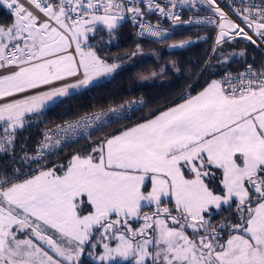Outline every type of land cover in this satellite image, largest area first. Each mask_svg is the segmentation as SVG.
I'll return each mask as SVG.
<instances>
[{
    "label": "snow or ice",
    "instance_id": "obj_1",
    "mask_svg": "<svg viewBox=\"0 0 264 264\" xmlns=\"http://www.w3.org/2000/svg\"><path fill=\"white\" fill-rule=\"evenodd\" d=\"M227 3L231 14L218 0H0L12 17L0 24V156L11 154L14 164L18 132L118 69L98 46L124 22L153 42L179 25L215 26L206 66L217 53L218 66L245 56L222 49L237 38L264 44V0ZM184 8L193 12L187 20ZM201 10L212 15L199 17ZM181 100L97 137L91 152L76 151L66 164L58 157L49 167V156L130 120L143 101L46 129L31 154L22 144L20 167L0 170V264H82L86 246L100 264H264V68L225 70ZM172 201L174 208L162 206ZM215 215L222 218L213 225Z\"/></svg>",
    "mask_w": 264,
    "mask_h": 264
},
{
    "label": "trees",
    "instance_id": "obj_2",
    "mask_svg": "<svg viewBox=\"0 0 264 264\" xmlns=\"http://www.w3.org/2000/svg\"><path fill=\"white\" fill-rule=\"evenodd\" d=\"M12 17L8 13L0 9V24H10ZM104 42L98 46V54L103 57L108 63H121L122 67L118 68L109 78L100 80V82L89 89L80 92L71 98L65 99L64 103L59 106L51 107L46 110L40 122H33L25 130L18 132L15 141V153L17 160L14 164L9 163V156L5 154L0 156V170L7 169L9 174L13 167H20L19 157L23 154L21 145L26 146V150L31 154L34 147V142L39 138L41 129L46 125H51L57 121H63L67 118L78 116L79 114L89 112L92 109L101 108L112 102H122L125 99L135 96H141L144 99V106L137 110L133 116L140 114L154 113L159 108L169 105L176 101V97L183 89L189 87L190 93H195L203 88L212 79H217L225 73V70H230L236 73L252 64L256 71L264 68V52L260 47L252 45L250 42L237 38L233 43L225 44L222 49L227 55L229 52L240 53L243 51L245 56L236 57L232 62L224 66H218L216 56H212L210 63L206 66L205 61L209 60L212 51L213 32L209 27H179L174 35L161 43H153L148 40H142L134 36V27L129 22H124L109 40L106 32L102 33ZM207 36L206 41L197 40V37ZM100 36L96 37L99 40ZM169 40L183 41L192 40L194 43L184 48H161L164 42ZM96 41H92L95 43ZM139 45V50L137 46ZM156 53L154 55L153 53ZM133 53L139 54L133 57ZM173 63L176 65L175 70ZM159 66L164 67L162 75L165 81H159L157 77L146 81H138L139 75H145L151 71H157ZM143 118V117H142ZM35 121V117H32ZM126 119L113 122L108 127H103L98 133L113 130V128L125 123ZM80 143L74 142L68 146L61 148L56 153L49 156L48 166L51 162L65 163L71 153L61 156L69 150L76 148ZM91 145L84 146L76 151H90ZM73 151V152H76ZM32 169L37 166L33 164ZM25 173L28 168L25 166ZM217 191H219V181L215 182ZM149 187V183H148ZM147 189H145L146 191ZM171 208H174L173 203H168ZM152 207H145L142 211H150ZM228 216L227 212L222 214ZM222 216L215 215L212 219L213 225L220 222ZM138 223L135 225L137 226ZM189 233L191 230H188ZM102 243L99 244L95 252L100 251ZM91 249L86 246V252ZM82 254V264H100L94 263L89 255ZM109 264H127L126 261Z\"/></svg>",
    "mask_w": 264,
    "mask_h": 264
},
{
    "label": "built area",
    "instance_id": "obj_3",
    "mask_svg": "<svg viewBox=\"0 0 264 264\" xmlns=\"http://www.w3.org/2000/svg\"><path fill=\"white\" fill-rule=\"evenodd\" d=\"M218 3L220 4L221 8H222L225 12H229V6H228V3H227V0H218ZM180 14L182 15V17H183L184 20H187L189 16L193 15V12H191V11L187 10L186 8H184V9H181V10H180ZM229 14H231V13L229 12ZM198 15H199V17H203V16H205V15H212V13H209V12H206V11H204V10H201V11L198 13ZM147 19H148L151 23L155 24L156 21H157V19H158V17L155 16V15H150L149 17H147ZM129 23H130V22H129ZM160 23H161V25H162V27H163L164 29H169V28L172 27V26H171V22L168 21L167 19L161 20ZM130 24H131V23H130ZM179 27H184V28H189V27H199V28H201V27H209V28H211V29H212V32H213L212 44H213L214 38H215V36H216V34H217V31H218V29H217L215 26H213V25L184 24V25L176 26V27L172 30V34H171L168 38L172 37V36L174 35V33L178 30ZM137 31H138V28L134 27V36H136V37H138L139 39H142V40L145 39V40H148V41L153 42V38L148 37L147 35H145V36H138V35H136V32H137ZM168 38L164 39L163 41H166ZM153 43H155V42H153ZM156 43H161V42H156ZM71 50H72V49H71ZM71 50H70V51H71ZM243 70H244V69H243ZM243 70H240V71H243ZM224 74H225V73H224ZM224 74H223V75H224ZM233 74H235V73H233ZM223 75L219 76L218 79L221 78ZM189 92H190L189 87H187V88L183 89L182 92H180V94H179L175 99H176V100L181 99V95H182V94H187V93H189ZM128 100H135V101H141V100H142V101H143V106L145 105V104H144V99H143L141 96H135V97H132V98L125 99V100L122 101V102H112V103L106 104L105 106H101V108L92 109V110H90L89 112H85V113L79 114L78 116L71 117V118H67L66 120H63V121H57L56 123L51 124V125H46L45 127H43V128L40 130V131H41V134H40L39 138L34 142L35 144H34V147H33V151H32V153L34 152V149H35V146H36L37 142L40 141L41 139H43L42 133L44 132V130H46V129H51V128H53V127L56 126V125H63L66 121H67V122H70V121L78 120L81 116H84L85 114H89V115H90V114H92V113H94V112H99V111H101V110H107V109H109L110 107H112V108L119 107L120 105L124 104L125 101H128ZM143 106H142V107H143ZM142 107H141V108H142ZM141 108H140V109H141ZM135 112H136V111H135ZM146 115H147V114H140V115H136V116H133V115H132L130 120H126L125 123H122V124H120L119 126L113 128V130H114V129H117V128H120L122 125H125V124H128V123H131V122H134V121H136V120H138V119H140V118H142V117H144V116H146ZM120 120H124V119H120ZM102 128H103V127H101L99 130H96V131H94V132L92 133V138H91V140H88V139H85V138H80V139L78 140V143H80L79 146H77L76 148H73V149L69 150V152H67V153H65V154H63V155H61V156L68 155L69 153H71V152H73V151H76V150H78V149H80V148H82V147H84V146L91 145V144L96 140L97 137H100V136L104 135L105 133H110V132L113 131V130H109V131H106V132L98 133ZM71 143H74V142H70V143L66 144L65 146H63L62 148L68 146V145L71 144ZM60 149H61V148H60ZM60 149H59V150H60ZM55 153H56V152H55ZM51 155H52V154H51Z\"/></svg>",
    "mask_w": 264,
    "mask_h": 264
},
{
    "label": "rangeland",
    "instance_id": "obj_4",
    "mask_svg": "<svg viewBox=\"0 0 264 264\" xmlns=\"http://www.w3.org/2000/svg\"><path fill=\"white\" fill-rule=\"evenodd\" d=\"M180 42V40H178V41H174V40H169V41H167V42H164L161 46V48H163V49H167V48H170L169 47V45H172V44H175V43H179ZM73 50V52H74V48L72 49ZM154 55H156V53L154 52L153 53ZM137 56H139V54H135L133 57H137ZM115 64H117V65H119V67L118 68H120V67H122V65L123 64H121V63H115ZM161 67H163V66H159L157 69V71H151V72H149V73H146L145 75H139L138 77H137V80L138 81H146V80H149V79H152L153 77H157V79L159 80V81H165L164 79V76L162 75V72L160 71V69H161ZM114 73V72H113ZM112 73V74H113ZM153 73H155V75H153ZM110 76H111V74H110ZM109 76V77H110ZM108 77V78H109ZM103 79H106V78H100V80H103ZM162 206H167V207H171L170 205H168V203H165L164 205H162ZM154 210V207L150 210V211H145V212H151V211H153ZM142 215H143V213H142ZM139 226V224L137 225V227ZM107 243H109V245L110 246H112V247H114L115 246V243H116V241L115 240H108V241H106ZM102 251H103V247H101V249H100V251H97L96 253L97 254H99V253H102ZM86 254H87V252H86ZM88 255V254H87ZM90 258H91V260L94 262V263H100L98 260H95L92 256H89ZM119 261H123L122 259H120V258H117L116 260H114V261H109V262H106V264H109V263H118Z\"/></svg>",
    "mask_w": 264,
    "mask_h": 264
},
{
    "label": "crops",
    "instance_id": "obj_5",
    "mask_svg": "<svg viewBox=\"0 0 264 264\" xmlns=\"http://www.w3.org/2000/svg\"><path fill=\"white\" fill-rule=\"evenodd\" d=\"M73 51V50H72ZM218 79V78H217ZM206 86V85H205ZM204 87V86H203ZM200 90H202V89H200ZM199 90V91H200ZM199 91H197V92H195V93H192V95H195L196 93H198ZM180 102H182V100L181 99H178V100H176V101H174V102H171V103H169V105H167V106H165V107H162V108H159L157 111H155L154 113H158L159 111H161V110H165L166 108H168V107H171V106H173V105H175V104H177V103H180ZM151 114H153V113H149V114H147L146 116H144L143 118H140V119H138V120H136V121H134V122H137V121H141V120H143V119H145V118H150V115ZM134 122H131V123H128V124H125V125H128V126H131V124L132 123H134ZM119 129L120 128H117V129H114L112 132H114V131H119ZM92 146H93V143L91 144V147H90V151H82V152H80V154L81 155H86V154H88L89 152H91V148H92ZM75 152H72V154H70L69 155V157L67 158V160L74 154ZM67 160H66V162H65V164L67 163ZM50 167V166H49ZM149 188H150V181H149ZM147 191V190H146ZM172 203H173V205H174V201H172Z\"/></svg>",
    "mask_w": 264,
    "mask_h": 264
},
{
    "label": "water",
    "instance_id": "obj_6",
    "mask_svg": "<svg viewBox=\"0 0 264 264\" xmlns=\"http://www.w3.org/2000/svg\"><path fill=\"white\" fill-rule=\"evenodd\" d=\"M259 47L263 50V52H264V44H262V45H259Z\"/></svg>",
    "mask_w": 264,
    "mask_h": 264
},
{
    "label": "bare ground",
    "instance_id": "obj_7",
    "mask_svg": "<svg viewBox=\"0 0 264 264\" xmlns=\"http://www.w3.org/2000/svg\"><path fill=\"white\" fill-rule=\"evenodd\" d=\"M72 51V50H71Z\"/></svg>",
    "mask_w": 264,
    "mask_h": 264
}]
</instances>
